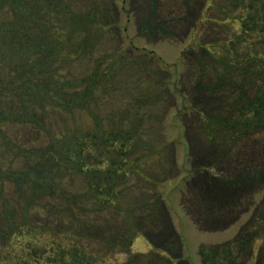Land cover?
Returning a JSON list of instances; mask_svg holds the SVG:
<instances>
[{"label": "rangeland", "instance_id": "obj_1", "mask_svg": "<svg viewBox=\"0 0 264 264\" xmlns=\"http://www.w3.org/2000/svg\"><path fill=\"white\" fill-rule=\"evenodd\" d=\"M56 1L77 15L92 19L102 35L97 46L113 48L116 57H123L115 68L120 70L118 79L124 80L129 90L135 86L126 79L139 72L145 73L147 80L139 89V96L144 99L146 92L150 96L156 91L146 106L135 103L141 108L139 122L143 124L134 131L137 145L132 159L140 157L142 162L149 154L146 167L156 166L151 175L156 179H147L141 165L139 171L138 167H131L125 182L120 180L115 188L119 201L111 205L109 212L79 218L89 226L87 231L82 230L83 235L122 233L126 241L132 238L133 246L124 242L126 247L115 251L123 250L122 253L105 264H213L208 252L218 244H228L255 206L264 200V113L255 118L248 111L251 105L264 101V83L261 82V91L250 85L243 90L231 88L225 73L213 69L216 62L225 59L224 53L231 46H236L243 56L254 45L257 52L261 51L262 40L255 36L250 40L251 35L244 37L239 32L237 20L247 17L249 0H233V7L228 9L230 20L219 24L208 22L205 17L210 11L212 17L216 14L218 18L222 0ZM45 3L51 4L50 0ZM14 18L17 17L8 6L0 9V21L10 24ZM4 28L0 25L3 34ZM16 31L7 35L8 45L11 39L17 40ZM83 37L84 32H75L72 40ZM62 43L66 44V40ZM70 52L65 48L61 53L76 68L85 70L88 55L79 50L81 58H72ZM201 64L203 74L199 72ZM229 67L234 82L241 84L240 75L246 65L231 62ZM112 74L116 76L117 72ZM238 99L245 117L233 114L240 109ZM90 126L88 123L87 128L84 122L79 132L87 136ZM15 128L7 134L9 139L37 136L34 128ZM133 144L134 141L127 149L131 150ZM18 196L12 189L4 191L0 196V216L3 200L8 201L10 212H18L23 202ZM14 219L17 223L27 222L18 216ZM260 228L264 229V223H260ZM248 243L243 239L244 254L234 264H264L256 258L258 248H264V238L258 236ZM249 251L251 258L247 256ZM199 252H205V258L198 256Z\"/></svg>", "mask_w": 264, "mask_h": 264}, {"label": "trees", "instance_id": "obj_2", "mask_svg": "<svg viewBox=\"0 0 264 264\" xmlns=\"http://www.w3.org/2000/svg\"><path fill=\"white\" fill-rule=\"evenodd\" d=\"M45 2L48 0H0V9L6 5L17 17L10 24L0 21L6 28L5 35L0 29V196L6 189H12L19 195L18 200L23 199L18 212H10L8 201L2 202L0 264H105L123 251L115 252L126 247L124 242L131 246L132 238L126 241L122 233L84 236L82 230L87 231L89 226L79 218L109 212L111 205L119 201L115 188L120 180L125 182L131 167H138V171L145 167L142 171L149 176L147 179H156L151 177L156 166L146 167L149 154L145 155L144 163L140 157L132 160L137 145L134 131L143 124L139 122L141 108L137 104L146 106L156 91L150 92V96L146 92L144 99L139 96V89L147 82L145 73L137 72L126 79L135 86L132 91L123 84L124 80L118 79L120 70L115 66L123 57H116L113 48L97 46L102 35L90 17L77 15L56 0H50V5ZM219 4H222L218 10L221 19L216 14L212 17L209 11L206 21L219 24L230 20L228 9L233 7V0H222ZM245 10L249 11L247 17L235 19L239 32L244 37L251 35L250 40L254 36L262 40L261 51L257 52L254 45L243 56L236 46H231L224 53L225 59L216 62L213 69L225 73L231 88L243 90L250 85L261 91L264 0H249ZM14 31L17 40L11 39L8 45L7 35ZM81 31L85 37L73 42V33ZM65 48L73 52L72 58L78 56L79 50L88 55L85 70L81 66L76 68L71 59L62 55ZM194 59L198 61V57ZM231 62L246 65L240 75L241 84L229 74ZM115 71L116 76L112 74ZM199 72L203 74L202 64ZM152 86L154 90L156 87ZM239 100L236 103H240V109L233 114L245 117ZM252 106L248 111L253 117L264 113V101ZM84 122L87 128L91 124L87 136L79 132ZM16 126L34 128L36 138L27 134L20 140L9 139L7 134ZM133 141L132 149L128 150ZM259 210L264 213V209ZM15 216L27 220L26 224L17 223ZM242 242L243 238L239 241L240 248L244 247ZM227 247L207 251L209 259L214 260L217 250L222 253L218 256L226 259ZM199 254L205 258V252Z\"/></svg>", "mask_w": 264, "mask_h": 264}, {"label": "flooded vegetation", "instance_id": "obj_3", "mask_svg": "<svg viewBox=\"0 0 264 264\" xmlns=\"http://www.w3.org/2000/svg\"><path fill=\"white\" fill-rule=\"evenodd\" d=\"M260 223H264V213L256 211L252 212L248 220L239 228L238 232L230 242V245H233L234 247V251L232 252L233 249L228 246V255L226 259L224 258V260L228 261L227 264H232V261L234 262L236 258H241L244 254V250L239 247V241L242 238L245 240L246 245L249 244V241L257 239L258 236H262L264 238V229L260 228ZM261 249H263L262 252H260ZM218 255L219 254L214 257V260L212 261L213 264H216L217 259H220V256ZM247 256L251 258L252 251H249ZM256 258L259 261L264 262V248H258V254L256 255Z\"/></svg>", "mask_w": 264, "mask_h": 264}]
</instances>
